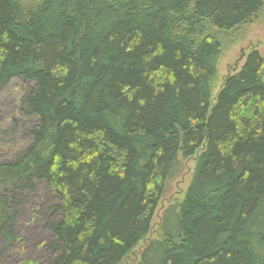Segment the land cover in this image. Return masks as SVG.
<instances>
[{"label":"trees","instance_id":"obj_1","mask_svg":"<svg viewBox=\"0 0 264 264\" xmlns=\"http://www.w3.org/2000/svg\"><path fill=\"white\" fill-rule=\"evenodd\" d=\"M264 0H0V92L22 99L30 145L0 164V238L45 186L49 264H121L198 155L183 201L139 264H264V57L214 98L223 47ZM24 264H38L24 262Z\"/></svg>","mask_w":264,"mask_h":264},{"label":"rangeland","instance_id":"obj_2","mask_svg":"<svg viewBox=\"0 0 264 264\" xmlns=\"http://www.w3.org/2000/svg\"><path fill=\"white\" fill-rule=\"evenodd\" d=\"M20 1L25 7H33L42 0ZM211 33L217 36L223 47L218 66L217 90L214 94L216 98L226 79L241 70L249 55L258 51L264 57V5L249 24L234 32L217 34L212 30ZM34 88V83L15 79L0 92V164L15 160L30 145V131L35 125V120L25 117L21 107L22 99ZM197 162L198 155L185 162L182 175L173 183L158 205L150 234L121 264H139L149 242L159 238L163 213L169 206L183 201ZM50 196L49 190L43 185L37 186L35 194L28 191L22 193L20 198L23 200L16 210L17 219L14 227L17 241L13 246H8L5 240L0 238V264L24 262L49 264L51 253L47 250V245L53 236L46 227V220L43 217H36L35 214L40 207L43 213L46 212L48 202L52 199Z\"/></svg>","mask_w":264,"mask_h":264}]
</instances>
